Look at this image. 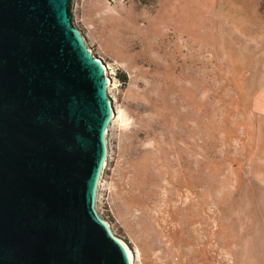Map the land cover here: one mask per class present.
<instances>
[{"label":"rangeland","instance_id":"1","mask_svg":"<svg viewBox=\"0 0 264 264\" xmlns=\"http://www.w3.org/2000/svg\"><path fill=\"white\" fill-rule=\"evenodd\" d=\"M219 3L80 0L73 18L116 114L96 209L132 264H264V184L245 170L239 105L258 77Z\"/></svg>","mask_w":264,"mask_h":264},{"label":"water","instance_id":"2","mask_svg":"<svg viewBox=\"0 0 264 264\" xmlns=\"http://www.w3.org/2000/svg\"><path fill=\"white\" fill-rule=\"evenodd\" d=\"M80 0H0V264H132L99 215L113 107Z\"/></svg>","mask_w":264,"mask_h":264},{"label":"crops","instance_id":"3","mask_svg":"<svg viewBox=\"0 0 264 264\" xmlns=\"http://www.w3.org/2000/svg\"><path fill=\"white\" fill-rule=\"evenodd\" d=\"M262 2L263 0H220L219 4L222 5L221 9L235 13V42L240 43V51L247 48L245 54H250L245 57L251 58L250 70L246 64L243 68L247 69L246 73L250 77H258L257 81H250L249 89H242L250 91V94L246 99H239V105L251 109V129L246 134L248 143L245 145V170L255 174L264 184V15L260 10ZM253 61L258 62L257 66ZM249 161L250 167L247 168Z\"/></svg>","mask_w":264,"mask_h":264},{"label":"trees","instance_id":"4","mask_svg":"<svg viewBox=\"0 0 264 264\" xmlns=\"http://www.w3.org/2000/svg\"><path fill=\"white\" fill-rule=\"evenodd\" d=\"M138 1H140L141 3L146 4V3H149V2H154L156 0H138Z\"/></svg>","mask_w":264,"mask_h":264},{"label":"bare ground","instance_id":"5","mask_svg":"<svg viewBox=\"0 0 264 264\" xmlns=\"http://www.w3.org/2000/svg\"><path fill=\"white\" fill-rule=\"evenodd\" d=\"M113 115L115 116L116 114L114 113ZM130 257H131V255H130ZM131 260H132V258H131Z\"/></svg>","mask_w":264,"mask_h":264}]
</instances>
